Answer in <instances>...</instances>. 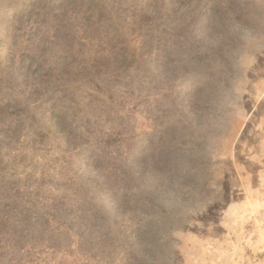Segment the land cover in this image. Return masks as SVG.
I'll use <instances>...</instances> for the list:
<instances>
[{
	"label": "rangeland",
	"instance_id": "1",
	"mask_svg": "<svg viewBox=\"0 0 264 264\" xmlns=\"http://www.w3.org/2000/svg\"><path fill=\"white\" fill-rule=\"evenodd\" d=\"M112 1L123 6L122 16L158 22L164 35L175 31L162 11L170 0ZM62 2L0 0V31L7 28L0 41L7 47L6 63L0 62V105H15L0 114V264H264V0H211L216 15L200 35L220 46L215 51L223 54L212 57L224 68L201 92L208 100L199 96L192 104V125L178 105L164 103V116L169 113L166 120L174 125L163 140L175 162L191 167L192 174L183 179L176 173L154 191L155 178L163 182L167 171H149L145 187L159 193L160 208L147 205L144 219L133 211L112 214L103 228L111 234L108 242L92 224L94 206L101 207L107 193V187L97 191L93 185H105V172L81 163L78 151L96 138L103 141L113 172L122 174L136 140L154 123L149 92L141 72L134 82L123 72L113 75L110 53L98 52L88 40L84 12ZM115 11L110 17L120 15ZM225 20L237 36L225 38L231 45L222 49L214 27ZM100 63L108 71L98 69ZM38 70L52 73L45 84L32 79ZM63 102L81 121L83 138L64 131L59 136L47 126L46 111H58ZM188 126L192 140L179 139L176 131L181 127L179 136L186 137ZM129 181L135 190L130 193L138 195L142 187ZM112 182L124 180L119 183L114 173ZM55 201L64 207L50 208V222L42 226L44 205ZM3 204H13L16 215ZM22 211L29 215L25 223L19 220ZM14 227L24 235L19 249L10 245ZM69 244L75 250L65 251Z\"/></svg>",
	"mask_w": 264,
	"mask_h": 264
},
{
	"label": "trees",
	"instance_id": "2",
	"mask_svg": "<svg viewBox=\"0 0 264 264\" xmlns=\"http://www.w3.org/2000/svg\"><path fill=\"white\" fill-rule=\"evenodd\" d=\"M147 1L152 3L155 0ZM27 2L30 1L24 3ZM61 5L66 7L72 6L84 12L82 18L88 22V40L92 41V43L94 42L93 48L97 47L99 49L98 52L107 51L110 53L109 56L112 61L113 75L115 74V77L120 76L117 73L121 74L123 72L126 80L130 78L131 82H134L138 72H141L143 79L141 85L150 93H147V102L151 108L148 117L153 118L154 123L151 129H148L144 135L136 140L137 145L134 147L136 152L131 155L133 158H127L126 169L122 170V174L121 170L118 171L120 174H117L115 172L117 169L113 172L111 153L107 151L108 145L103 141H98L96 138L86 145L84 143V146L78 151L81 163L98 170L97 174L101 171L105 172V185H101L99 181H97L96 185H93V189L97 191L100 188L107 187L106 197L103 199L104 204L101 207L94 206L93 210L92 224L94 226L99 225L97 231H102L104 225L109 224L106 222L109 221L112 214L133 211L137 216L143 214L142 217L144 219L145 211H149L148 206L160 208L162 198L159 193H153L151 190L148 191L149 185L147 189L145 187L148 182L149 171L154 174L160 170L167 171V176L163 182L162 179L155 178L154 191L171 182L169 178L171 176L174 177L176 173L183 179H188V176H191L193 169L191 167L185 168L184 166H180L179 162L176 163V158L173 157L175 152L172 153V150L168 147L169 145L166 144L167 142L163 140V135L174 125L173 120H166L168 115L171 116L169 113L166 117L164 116L166 110H169L165 109L164 103H170L173 107L174 105H178L181 114L187 115L188 125H192V116L195 111L192 104L201 96V92L207 89L209 83L217 80V77H214L217 75L216 70L222 71L224 68L219 57H212V53L214 52H217L218 55L223 54L219 50L215 51L220 46L217 45V42L203 40L204 37L211 36L200 35L201 31L205 32L210 27L213 13L216 15V12L211 9V0H174V2L170 0L168 4L163 5L162 11L164 16H166L167 24H172L175 31L164 35L163 30H159L161 28L160 23L155 21L147 23L146 19H143V22L136 21L130 19L129 16H122L125 9H123L121 4L112 0H63ZM83 7L85 10H83ZM222 9L224 7L221 6L220 10ZM115 10H120V15L110 17L111 14L116 12ZM31 12H35L34 9ZM192 13L198 14V18L195 19V15L192 16ZM227 21L229 20L218 23L214 27L216 29L215 34L220 36L221 41L219 43L222 49L228 48L231 45L230 41L225 40V38L235 40V36H237V34L229 33L233 30L227 24ZM136 26L141 27L135 30ZM2 29L3 31H0L1 42L4 41L6 36L4 31L7 28ZM223 43H225L224 46H222ZM5 48L7 47L0 46L1 63H6L5 57L7 56H3ZM106 59L107 57L104 60ZM31 66L32 64L28 67ZM100 68H103V72L108 71L102 63L98 64V69ZM51 74L48 71L38 70L35 76L33 73L32 79H36L37 84H45V81L50 80ZM117 80L118 78L114 79V81ZM201 97L204 101L208 100L205 95ZM58 98L60 99L57 95L50 97V99ZM11 101L18 100L15 98V100L11 99ZM10 103L9 101L8 103L1 102L0 114L12 112L9 108L15 107V105ZM69 107V104L63 102L58 111L49 108L44 115L47 119V126L59 136H64L62 134L64 131L67 134L76 133L78 138H83L85 132L80 130L81 126L79 124L81 121L78 117L76 120L75 112ZM184 129L183 134L186 137L179 136L181 134V127L176 131L179 139L189 138L192 140L188 131L189 126L184 127ZM119 156L123 157L124 155L123 153H119ZM114 173L119 183L123 182V180L124 182L121 184L112 182ZM132 179L136 180L134 181L135 187H142L138 195L130 193V191H135L132 188L133 185L130 184L131 181H129ZM3 206L11 208L12 210L8 212L16 215L13 204H3ZM63 207V204L56 201L51 205H44L43 215L39 217L38 223H41L42 226L43 224H49L50 218L47 216L50 208L55 212H59ZM79 210L77 214H80L82 207ZM24 211L18 212V214H21L19 219L21 223H25L29 217L28 212L25 213ZM15 226H19L18 223ZM36 226L38 227V225ZM57 226L60 227L62 225L59 223ZM7 231H10V229H7ZM13 231L15 236L12 239L13 244L10 245L13 248L17 247L19 249L24 235L19 227H14ZM67 233L68 231L65 233V236ZM103 233H105L103 237L104 241L108 242L111 234L108 230H103ZM143 237L144 235L141 233L140 241ZM29 238L32 237L30 236ZM75 241H77L76 245L80 244L79 239ZM140 245L141 253L143 251L142 242ZM70 248L71 250H75L70 244L64 250L67 251ZM1 256L2 252L0 253V260Z\"/></svg>",
	"mask_w": 264,
	"mask_h": 264
}]
</instances>
